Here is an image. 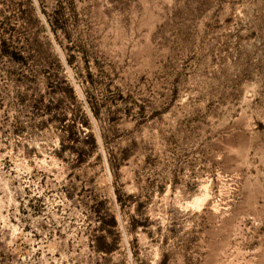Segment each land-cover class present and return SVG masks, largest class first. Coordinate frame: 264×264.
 Returning a JSON list of instances; mask_svg holds the SVG:
<instances>
[{"label":"rangeland","instance_id":"obj_1","mask_svg":"<svg viewBox=\"0 0 264 264\" xmlns=\"http://www.w3.org/2000/svg\"><path fill=\"white\" fill-rule=\"evenodd\" d=\"M0 264H264V0H0Z\"/></svg>","mask_w":264,"mask_h":264},{"label":"trees","instance_id":"obj_2","mask_svg":"<svg viewBox=\"0 0 264 264\" xmlns=\"http://www.w3.org/2000/svg\"><path fill=\"white\" fill-rule=\"evenodd\" d=\"M3 53L9 55L13 60L18 61V62L21 61V59H23L22 54L19 51H16V50H12L11 51V50H8V49H3ZM91 142H92L94 147L97 146V142H96L95 137L91 136ZM117 198H118L119 202L122 201L121 196H120L119 193H117ZM112 221L116 225V219H115L114 216H112Z\"/></svg>","mask_w":264,"mask_h":264}]
</instances>
